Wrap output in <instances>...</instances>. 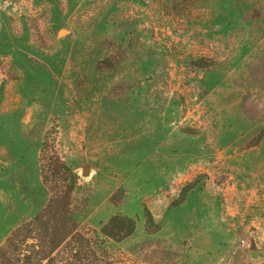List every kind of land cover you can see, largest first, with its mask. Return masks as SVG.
Masks as SVG:
<instances>
[{
    "label": "rangeland",
    "instance_id": "1",
    "mask_svg": "<svg viewBox=\"0 0 264 264\" xmlns=\"http://www.w3.org/2000/svg\"><path fill=\"white\" fill-rule=\"evenodd\" d=\"M48 137L78 226L137 220L119 264H262L264 0H0V246Z\"/></svg>",
    "mask_w": 264,
    "mask_h": 264
},
{
    "label": "trees",
    "instance_id": "2",
    "mask_svg": "<svg viewBox=\"0 0 264 264\" xmlns=\"http://www.w3.org/2000/svg\"><path fill=\"white\" fill-rule=\"evenodd\" d=\"M49 147H55L53 154H47ZM40 167L50 193L47 203L6 238L0 246V264H119L106 250L105 240L124 241L135 232L137 220L118 212L102 224L99 233L78 226L71 214V194L78 176L58 148L50 146L49 137L43 142ZM192 187L193 183L185 185L171 205L183 202ZM145 215L148 232L161 229L148 207Z\"/></svg>",
    "mask_w": 264,
    "mask_h": 264
},
{
    "label": "water",
    "instance_id": "3",
    "mask_svg": "<svg viewBox=\"0 0 264 264\" xmlns=\"http://www.w3.org/2000/svg\"><path fill=\"white\" fill-rule=\"evenodd\" d=\"M88 172V168H84L83 173Z\"/></svg>",
    "mask_w": 264,
    "mask_h": 264
}]
</instances>
